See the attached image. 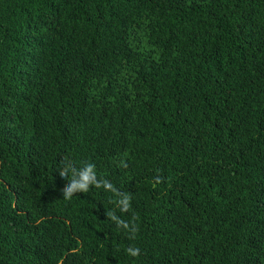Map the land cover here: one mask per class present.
<instances>
[{"label": "trees", "instance_id": "obj_1", "mask_svg": "<svg viewBox=\"0 0 264 264\" xmlns=\"http://www.w3.org/2000/svg\"><path fill=\"white\" fill-rule=\"evenodd\" d=\"M0 264H264V0H0Z\"/></svg>", "mask_w": 264, "mask_h": 264}, {"label": "clouds", "instance_id": "obj_2", "mask_svg": "<svg viewBox=\"0 0 264 264\" xmlns=\"http://www.w3.org/2000/svg\"><path fill=\"white\" fill-rule=\"evenodd\" d=\"M61 179L65 180L67 186L65 187L62 195L65 200L70 199L76 191L87 192L90 185L94 187H99L100 185L96 183V171L92 163L83 165L80 169H75L71 165L66 166L65 170L60 173ZM105 189H111L110 184H104ZM112 219H115L113 216ZM117 223H122L117 221ZM127 228V225H125ZM126 254L135 257L139 253V249L136 247H128L125 249Z\"/></svg>", "mask_w": 264, "mask_h": 264}]
</instances>
